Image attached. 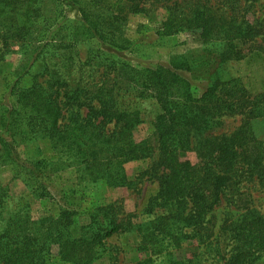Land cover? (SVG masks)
<instances>
[{
    "label": "trees",
    "instance_id": "trees-1",
    "mask_svg": "<svg viewBox=\"0 0 264 264\" xmlns=\"http://www.w3.org/2000/svg\"><path fill=\"white\" fill-rule=\"evenodd\" d=\"M144 1L90 0L92 7L101 10H93L96 17L91 10L78 8L82 20L78 21L73 39L105 41L104 25L115 26L108 33L116 38L118 21L128 14L146 12ZM194 2L188 11L184 3L164 6L169 16L161 36H172L185 29L196 31L206 44H226L219 55L222 63L243 59L239 45L258 37L260 31L235 18L225 22L207 0ZM102 10L107 13L105 16ZM46 23L36 0H0L4 48L14 41L27 45L32 41L43 43ZM47 39L45 42H51L54 36L48 33ZM39 55L36 53L24 74ZM92 65L93 71L84 70L86 75L73 80L46 67L34 77L33 84L20 90L17 113L16 107L0 110V127L10 138L0 139V158L21 165L31 194L47 198L54 175L64 166L75 168L90 183L132 188L134 183L128 179L124 165L153 159L157 153L150 173L157 176L159 189L146 210L148 214L154 213V218L135 225L123 220L114 204L94 205L89 225L75 237L71 233L75 212L65 209L58 218L33 221L26 205L8 211L5 192L0 188V217L4 222L0 231V264H57L56 259L63 264H93L105 253L110 238L132 230L140 238V249L152 254L179 248L184 242H195L203 250V256L196 254L168 264H253L263 257V214L247 209L222 223L213 221L216 208L223 206L224 198L228 200L238 192L248 170L264 181L260 146L248 123L229 137L213 134L222 124L221 117L234 110L225 96L235 80H212L207 91L196 98L188 80L162 66L139 69L105 56H93L85 64L89 68ZM171 65L174 70L192 71L186 62ZM136 92L141 98H154L159 105L161 113L155 124L157 147L134 138L142 123L140 112L130 108L124 99ZM21 111L26 118L20 121ZM19 133H34V140L47 141L57 160H18L12 144ZM188 151L196 153L198 163L183 158ZM245 167L248 170L243 171ZM204 257L207 259L202 261ZM152 263L149 258L137 264Z\"/></svg>",
    "mask_w": 264,
    "mask_h": 264
},
{
    "label": "rangeland",
    "instance_id": "rangeland-1",
    "mask_svg": "<svg viewBox=\"0 0 264 264\" xmlns=\"http://www.w3.org/2000/svg\"><path fill=\"white\" fill-rule=\"evenodd\" d=\"M36 1L47 20L43 43L35 44L32 41L31 45H27L14 41L9 42L6 49L3 46V36H0L1 111L14 109L20 90L33 84L34 77L42 74L46 67L58 70L71 80L75 77L79 79L88 73L84 70L95 69L93 65L90 68L85 66L93 56L114 58L139 69H154L159 66L171 69L192 84L196 98H200L207 91L212 80H235L228 87L227 94L225 93L234 110L221 117L222 124L213 134L229 137L248 123L260 146L264 180V0H207L213 11L224 18L225 22H231L235 18V21H243L260 31L258 37L239 45L243 59H233L225 63L221 62L219 56L226 48L225 43L206 44L198 32L188 29L178 31L172 36H161L163 24L169 16V11L164 6L184 3L188 11V7L195 4L194 0H162L158 3L145 0L146 12L128 14L124 20L118 21L117 25L120 27L115 33L116 38L108 33L115 26H102L106 30L105 41L83 37L76 41L73 39L78 21L82 20L78 8L91 10L96 17L98 15L93 10H101L92 7L90 0ZM106 14L103 11V15ZM48 33L54 36L51 42H45L48 40ZM36 53H40L37 61L24 74ZM182 62H186L192 71L173 69L172 63ZM124 100L127 101L126 104L130 103V108L140 112L142 123L134 132L135 140L147 141L157 147L155 124L161 111L156 100L151 97L141 98L137 92L125 96ZM18 115L19 113L17 117ZM20 116V121L26 118L23 111ZM2 137L10 141L0 127V139ZM33 137L34 133H19L15 136L12 149L16 158L56 161L58 157L52 151L51 145L45 140H34ZM183 158L193 163L199 161L194 151L186 152ZM157 159L158 155L155 153L153 159L132 161L124 165L128 179L134 183L132 188H111L103 183H90L75 168L64 166L52 179L50 197L38 198L31 194L30 187L26 185L21 165L13 163L11 159L4 161L0 158V188L6 195L4 199L8 204L7 210L14 211L16 207L26 205L33 221L45 217L58 218L65 209L75 212L71 233L79 237L82 229L90 223L89 216L94 205L114 204L120 217L135 225L153 219L154 213L148 214L146 210L150 199L159 189L157 176L150 173L151 166ZM242 170L248 169L245 167ZM248 173L241 180L238 192L231 194L228 200L227 197L224 198L223 206L216 208L213 213L214 223H222L232 214H244L247 209L257 210L264 215V181H260L258 175L251 174L249 170ZM3 226L4 222L1 221L0 231ZM197 246L195 242H184L179 248L170 247L152 254L150 250L140 249V238L135 230L124 231L107 241L105 253L93 264H137L149 258L152 259V264H168L171 260H184L196 254L203 256V250ZM205 259L207 257L201 260ZM56 263L63 264L58 259ZM253 264H264V256Z\"/></svg>",
    "mask_w": 264,
    "mask_h": 264
}]
</instances>
